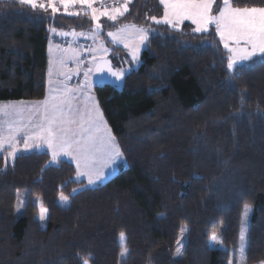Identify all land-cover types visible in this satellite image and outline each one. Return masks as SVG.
I'll return each mask as SVG.
<instances>
[{
	"label": "trees",
	"instance_id": "trees-1",
	"mask_svg": "<svg viewBox=\"0 0 264 264\" xmlns=\"http://www.w3.org/2000/svg\"><path fill=\"white\" fill-rule=\"evenodd\" d=\"M245 6L264 0H233ZM152 17H163L159 0H132L117 21H97L100 31L133 23L152 32L121 89L93 87L125 160L114 177L86 188L72 163H52L46 151L19 153L6 167L0 153V264H236L245 204L253 208L245 263L264 262V55L232 73L213 25L197 33L189 21ZM50 27L95 30L90 15L0 0V102L45 98ZM108 47L109 57L120 50Z\"/></svg>",
	"mask_w": 264,
	"mask_h": 264
},
{
	"label": "snow or ice",
	"instance_id": "snow-or-ice-1",
	"mask_svg": "<svg viewBox=\"0 0 264 264\" xmlns=\"http://www.w3.org/2000/svg\"><path fill=\"white\" fill-rule=\"evenodd\" d=\"M131 2L132 0H123L119 7H113L111 10L108 8L100 10L93 6L96 0H18L19 4L30 6L32 9L40 8L45 11L50 9L53 15L58 12L61 6L65 13L72 16L81 13L87 16L90 13L96 29L100 28V24L97 23L100 16H106L108 20L115 22L129 11ZM218 2L219 6L215 9L216 14H213L214 5ZM159 3L163 6V17L161 19L152 17V20L157 24L166 23L177 27L181 22L190 20L195 25L193 31L197 33H206L209 31V26L214 25L220 42L230 53L227 69L232 73L236 71L241 62L249 61L257 54L264 55V7H233V0H159ZM76 5L80 6V11H70ZM128 27L135 30L141 44L147 41V30L131 25L118 29L115 33L109 32L108 35L112 37V43L124 42L126 37L122 34ZM50 31L56 33L57 30L51 28ZM57 34L68 35V33ZM72 35L80 34L73 32ZM230 44L234 46L230 47ZM124 46L128 47V44L125 43ZM54 47L58 51L60 50L59 45ZM104 51H107V49H104ZM138 52V47L132 51L133 61L137 60ZM60 62L63 63V61ZM100 71H103V69H100ZM87 75L88 73H85L86 77ZM110 75L115 80L121 81L124 72L110 71ZM67 91L70 92L71 90ZM55 99L56 103H53L50 107L47 100L36 102L37 106L44 105V111L39 114V123L33 126L31 133H28L25 126L17 120L9 119L6 122V129L4 124L0 123V150L7 151V155L4 157L5 167L9 160L14 161L17 157L20 150L18 144L21 141V134H23L24 151L40 148L42 144L36 143V141H42L51 150L53 162L61 155L71 156L76 163L77 176H86L88 184H94L104 177L103 168L109 167L123 154L106 125L103 128L105 135H101V126L104 122L98 107L89 111L85 119L83 114H78L72 109L67 97L62 92H58ZM15 107L16 105L0 106V115L10 116L11 110ZM101 161H103V167L98 168L97 164ZM59 199L62 202H68V197L63 194L60 195ZM47 211L43 205L40 206L39 219L41 221L46 219ZM250 211L251 206L245 204L244 216L246 217ZM186 231V228L181 229L182 233ZM125 239V234L121 232V258H124L128 253V249L125 247ZM244 239L245 237L242 234L241 240ZM211 243L220 245L222 241L218 235L213 234ZM177 245L175 255L180 257L183 255V241L178 240ZM244 251L245 248L242 246L241 252ZM85 264H87V261ZM229 264H233V262L230 261Z\"/></svg>",
	"mask_w": 264,
	"mask_h": 264
},
{
	"label": "rangeland",
	"instance_id": "rangeland-1",
	"mask_svg": "<svg viewBox=\"0 0 264 264\" xmlns=\"http://www.w3.org/2000/svg\"><path fill=\"white\" fill-rule=\"evenodd\" d=\"M107 3L109 4L110 0H96V3L93 6L98 8V9H100V10H103V8H108L109 10H111L114 6L110 7L109 5H107ZM36 9H40V8H36ZM79 9H80V6L76 5V6H73L70 9V11L78 12ZM58 12H64V9H63L62 6L59 7ZM89 15H90V13H89ZM77 16H79V15H77ZM102 17H106V16H100L99 18H102ZM185 21L191 22L190 20H185ZM164 24H166V23H164ZM131 25H135L136 28H143V29L147 30L148 39H149L150 35L152 34V32L149 31L146 27L139 26V25H136V24H133V23H127L125 25L119 26V27L111 29V30H105V31L101 30L99 32H97L95 30L91 31V32H79L80 34H83V35H87L89 33H92L90 37H88V35L86 36V39L87 38H89V39H88L87 43H84V46H83L84 49H82V52L83 51L87 52L88 51L87 47L91 46L92 49L89 50V53L91 54L90 55L91 56V60L90 61L88 60L89 63H93V62L97 61L98 58L101 59V61L99 62L98 66L96 68H94V69L92 68L91 71L86 70V69L82 68L81 66L79 68L76 67L75 72H77V74H79L80 71H81V73H83L84 76H85V73H88L87 77L85 76V83H84V85L82 87H80V85L77 86L75 84L77 86V91L75 92V96H76V100L77 101H83L82 100L83 97H85V100H86V98H88L90 100L91 99V97H90L91 94L94 96L91 86L88 87L89 83H91V82H93V83L96 82L97 84L108 83V84L113 85L116 89H121L122 86H123L125 75L129 71H131V69H137L139 67V65L141 63V53H142L143 49L146 47V43H147L148 39L143 44H141L139 42L138 38H137V33L131 27H128L126 29V31L122 34L124 37H126V39L122 43H118V44L112 43V37H110L108 35L109 32L115 33V32H117L118 29L125 28V26H131ZM210 27L211 26H209V28ZM51 28H53V27H50V29ZM214 28H215V26H214ZM64 37L69 38V40H68L69 43H70L69 48H71V46L73 45V43L71 42V36H64ZM72 41H73V39H72ZM125 43L128 44V47L124 46ZM111 45L116 47V48L119 47L120 50L115 52V55L113 57H109L108 56V57L102 59L101 58L102 57L101 54H98L99 51H104V49H107V51H111L109 49V47H108V46H111ZM233 46L234 45L230 44V47H233ZM137 47L139 48L137 60L133 61L131 53ZM78 53H79L78 51H75V54H78ZM229 55H230V53H229ZM260 55L261 54H257L256 56H260ZM256 56H254V57H256ZM115 62H116V64H115ZM245 62H247V61L241 62L240 65L245 63ZM100 69H103V71H100ZM110 71H123L124 72L123 79L121 81L115 80V78L110 75ZM52 82L53 81H52V79H51V77L49 75L48 92H49L50 95H52V87H53L52 86ZM52 99L53 98H51V99L49 98V101H48L49 107L53 103H56V102H53ZM36 102H40V101L20 100V101L0 102V106H3V105H16V107L11 110V115L10 116L0 115V123H3L4 127L6 129V126H7L6 122L9 119L17 120V121H20L25 126V129H26V131L28 133H31L33 131V126L35 124L39 123V114L44 111V105L40 104V105L37 106ZM85 106L86 105H84V107ZM65 107L67 109V106H65ZM95 107L99 108L97 103H93V106H92V108L89 111L93 110ZM72 109L76 113H79L80 106L78 105V102H77V104L74 107H72ZM89 111H87V114L89 113ZM99 111L101 113L100 108H99ZM94 114L95 113L93 112V115ZM77 118H78V116H77ZM102 118H103V122H104L103 126L106 125L107 129L110 130L108 125H107V123H106V121H105V119H104V117H103V115H102ZM103 128L101 127V135H105V133L103 131ZM110 134L113 137L112 133H110ZM22 135L23 134H21V141L18 144V148L20 150H19V152L17 154L25 153V152H32V151H38V152L46 151V152L49 153L50 157H52L51 150H49L47 145L43 144L42 141H36V143H41L42 144V146L40 148H34V149H29L28 151H24ZM115 143L117 144L116 140H115ZM1 152H6V155H7V151L6 150H0V153ZM57 159H63V160H67V161L68 160L72 161L74 163V167L76 169V163L72 159L71 156L61 155ZM55 162L52 161V163H55ZM119 163H123V164L125 163L123 155H122L121 158L117 159L109 167L103 168V171L105 173L104 177L101 180L96 181L94 184L89 185L88 184V178L86 176H79L78 177L77 176V169H76L75 179L77 181H83L84 182V187H86V188L95 187V186H97L99 184H103V183L109 181L112 177H114L117 174V172L119 171V166H118ZM97 167L98 168L103 167V161L98 163ZM76 191H78V189H75V191H73L72 193H75ZM60 195L61 194H59L57 199H56L57 204H59L62 207H68L69 204H70V197L65 195V194H63L64 196L68 197V202L65 203V202L60 201V199H59ZM23 205H24V197H23V194H20L19 197H18V201H17V204H16L15 212H14L16 215H20L22 213ZM17 209H19V211H17ZM252 212H253L252 206H251V211L248 213V215L246 217L244 216V210L242 212L240 228H239V241H238V247H237L236 257H235V263L236 264H246L245 261H246V248H247V244H248V228H249V222H250V219H251V216H252ZM242 234L245 237V239L243 241L241 240V235ZM180 240L183 241V246H184V238L182 236L180 237ZM242 246L245 248V251L243 253L241 252ZM242 256H243V259H242ZM262 264H264V262Z\"/></svg>",
	"mask_w": 264,
	"mask_h": 264
},
{
	"label": "crops",
	"instance_id": "crops-1",
	"mask_svg": "<svg viewBox=\"0 0 264 264\" xmlns=\"http://www.w3.org/2000/svg\"><path fill=\"white\" fill-rule=\"evenodd\" d=\"M56 30H57L56 33H53L49 30V39L47 43L48 58H47L46 96L42 101H45V100L49 101V98L50 99L53 98L52 101L56 102L55 98L57 96V93L62 92L64 96L67 97V100L71 104V107H74L78 102V105L80 106L78 114H83L86 119L88 115L87 111H89L92 108L93 103H97V101H96L95 96H93L92 94L90 96L91 97L90 100L88 98H86L85 100V97L82 98L83 101L76 100L75 92L77 91V86L80 85V87H82L84 85L85 76L83 75V73H81V71L79 72V74H77V72H75V69L76 67L79 68L81 66L82 68L86 70H89V69L92 70V68L94 69L98 66L101 59L98 58L97 61L93 63H89V61L91 60V56H90L91 54L89 53V50L92 49L90 46V47H87L88 51L86 52L87 54L86 62H83L82 60V55H83L82 49H84L83 48L84 43H87L89 39V38L86 39V36L88 35V37H90L92 33L83 35V34H80L79 31H74V30H70V31L61 30V29H56ZM95 31L99 32L100 30L95 28ZM73 32L78 33L80 35H72ZM57 33H68V35H58ZM64 36H71V42L73 43L71 48H69V45H70L68 41L69 38H66ZM63 40H67V42H65V44L64 43L61 44ZM55 45L60 46L59 51L54 47ZM50 48L52 49L51 52H50ZM75 51H78L79 53L75 54ZM109 53L110 51H99L98 54H101L102 56L101 58L103 59V58L108 57ZM60 61H63V63H61ZM49 75L53 81L52 82V86H53L52 95H50L48 92ZM96 84H97L96 82L94 83L91 82L89 83L88 87L91 86L93 90V87ZM69 89L71 90L70 92L67 91ZM84 105L86 106L84 107ZM101 127L103 128L104 126L102 125ZM57 160H60V159H57ZM51 161H52V157H51ZM68 162L74 165L72 161L68 160ZM120 164L121 163H119L118 166H120Z\"/></svg>",
	"mask_w": 264,
	"mask_h": 264
},
{
	"label": "built area",
	"instance_id": "built-area-1",
	"mask_svg": "<svg viewBox=\"0 0 264 264\" xmlns=\"http://www.w3.org/2000/svg\"><path fill=\"white\" fill-rule=\"evenodd\" d=\"M122 3H123V0H110V3L109 4L107 3V5H109L110 7L111 6L119 7ZM79 11H80V9L78 10V12ZM81 15H82V13L79 16H81ZM65 42H67V40H63V42L61 44H63V43L65 44ZM82 60H83V62H86V60H87V54L84 51H83V55H82Z\"/></svg>",
	"mask_w": 264,
	"mask_h": 264
}]
</instances>
